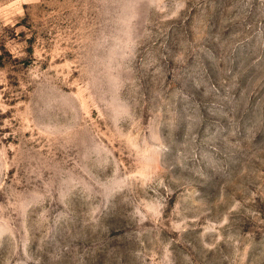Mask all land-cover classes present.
<instances>
[{"label":"rangeland","instance_id":"obj_1","mask_svg":"<svg viewBox=\"0 0 264 264\" xmlns=\"http://www.w3.org/2000/svg\"><path fill=\"white\" fill-rule=\"evenodd\" d=\"M0 264H264V0H0Z\"/></svg>","mask_w":264,"mask_h":264}]
</instances>
